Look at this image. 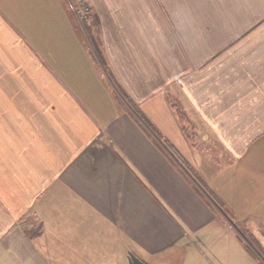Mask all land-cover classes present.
<instances>
[{
    "label": "crops",
    "instance_id": "1",
    "mask_svg": "<svg viewBox=\"0 0 264 264\" xmlns=\"http://www.w3.org/2000/svg\"><path fill=\"white\" fill-rule=\"evenodd\" d=\"M54 1L0 0V264H264V0H76L92 61Z\"/></svg>",
    "mask_w": 264,
    "mask_h": 264
},
{
    "label": "rangeland",
    "instance_id": "2",
    "mask_svg": "<svg viewBox=\"0 0 264 264\" xmlns=\"http://www.w3.org/2000/svg\"><path fill=\"white\" fill-rule=\"evenodd\" d=\"M62 2L65 5V10L66 13L68 14V16L70 17V19L72 20L73 24H74V29L78 32L77 27H80V31H81V39L83 41V44L85 46V48L87 49L88 52V56L89 59L92 61L93 59V53L95 52V48H98L97 46L94 47V49L91 48L90 46V42L89 39L87 38L88 36V32L85 29V20L87 19H83L81 17V15L76 11V9H80L84 6H88L89 7V14L87 15V17L89 18L90 15L92 14V8L90 7L89 4L85 3V2H80L76 1V0H62ZM79 2V3H78ZM80 4V5H79ZM33 7H34V13L32 14V24L35 27H40L39 28V39H44L46 42L52 43L55 42L57 39V29L60 27H67V22L64 21V19H67V16L64 12L63 15H60L57 7H56V3L54 0H33ZM84 27V28H83ZM85 29V31H84ZM90 36V35H89ZM93 46L95 45V43H93ZM96 51L98 52V56L100 57V64L98 65L96 63L95 65V69L100 77L99 82L103 83V87L107 89L108 93H112V98L113 101L115 103L116 106L119 107H123L121 109V111H123L124 109L126 111H128V113H130L131 115H133V117L136 118L137 122L139 125L142 126V128L146 131V132H152L153 135H155L160 141L161 143L166 147L167 150H169L168 146L165 144L166 142H164L163 138L159 135V133L153 129H151L149 126H152V124L150 122H147L145 120V122H143L141 119L143 118L141 115V112L139 113L138 110L133 109L132 105H134V103L132 102V100L126 95V93H124L121 89V86L119 85L116 77L113 75V73L111 72L110 67L108 66L106 60L104 59V57L102 56V54H99V51L96 49ZM95 63V61H94ZM2 68V67H1ZM13 94L16 95L17 92L14 90ZM25 97H12V100L14 102L17 103V107H22L23 102L21 100H23ZM176 109L178 111L182 110L180 108ZM183 112V111H181ZM184 113V112H183ZM26 112L25 111H16L14 113V117L16 118H23L25 117ZM4 115V114H3ZM145 123V124H144ZM182 167H184V169H186L187 171H191L192 169L190 168V166L188 165H184L182 163ZM188 174H190L191 176L194 177V179H196V182L199 183L200 185V179L198 177V175L195 172H188ZM200 189L202 187L198 186ZM208 194H210L208 192ZM218 203H216L218 205V207L227 212H230L228 208H226V206H224V204L220 201H217ZM217 208V207H216ZM262 258H264L263 254L261 253Z\"/></svg>",
    "mask_w": 264,
    "mask_h": 264
},
{
    "label": "built area",
    "instance_id": "3",
    "mask_svg": "<svg viewBox=\"0 0 264 264\" xmlns=\"http://www.w3.org/2000/svg\"><path fill=\"white\" fill-rule=\"evenodd\" d=\"M76 11L81 15V17L83 19H87V15L89 14V7L88 6H84L80 9H76Z\"/></svg>",
    "mask_w": 264,
    "mask_h": 264
},
{
    "label": "trees",
    "instance_id": "4",
    "mask_svg": "<svg viewBox=\"0 0 264 264\" xmlns=\"http://www.w3.org/2000/svg\"><path fill=\"white\" fill-rule=\"evenodd\" d=\"M177 114H178V117L180 119V122L185 127V123L188 122V117L186 116L185 113H183L181 111H178ZM184 131H185V128H184Z\"/></svg>",
    "mask_w": 264,
    "mask_h": 264
},
{
    "label": "water",
    "instance_id": "5",
    "mask_svg": "<svg viewBox=\"0 0 264 264\" xmlns=\"http://www.w3.org/2000/svg\"><path fill=\"white\" fill-rule=\"evenodd\" d=\"M131 259H132V264H147L142 260H140L139 258H137L136 256H132Z\"/></svg>",
    "mask_w": 264,
    "mask_h": 264
}]
</instances>
